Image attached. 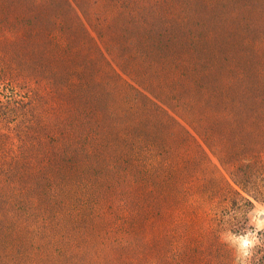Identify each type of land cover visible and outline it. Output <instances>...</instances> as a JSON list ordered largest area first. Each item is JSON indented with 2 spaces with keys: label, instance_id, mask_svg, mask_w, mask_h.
Here are the masks:
<instances>
[{
  "label": "rangeland",
  "instance_id": "rangeland-1",
  "mask_svg": "<svg viewBox=\"0 0 264 264\" xmlns=\"http://www.w3.org/2000/svg\"><path fill=\"white\" fill-rule=\"evenodd\" d=\"M0 264H264V0H0Z\"/></svg>",
  "mask_w": 264,
  "mask_h": 264
}]
</instances>
